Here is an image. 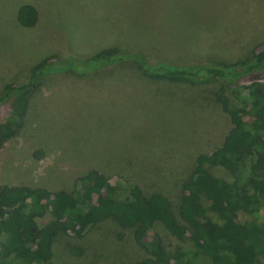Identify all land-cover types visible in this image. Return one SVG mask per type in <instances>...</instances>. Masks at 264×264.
Returning <instances> with one entry per match:
<instances>
[{
	"label": "rangeland",
	"instance_id": "obj_1",
	"mask_svg": "<svg viewBox=\"0 0 264 264\" xmlns=\"http://www.w3.org/2000/svg\"><path fill=\"white\" fill-rule=\"evenodd\" d=\"M27 3L39 13L32 26L18 19ZM104 50L139 52L152 63L256 62V71L239 84L264 81V0H0V94L28 82L48 57L88 59ZM221 85L228 82L154 79L132 57L85 74H49L34 89L23 119L11 103L1 106V122L23 125L0 147V186L9 184L15 193L28 188L31 199L42 200L60 189L74 193L77 178L97 169L116 200L159 193L178 203L197 156L221 146L232 127L216 100ZM227 92L235 106L234 89ZM211 171L234 180L224 167ZM202 203V218L220 222L205 196ZM252 219L264 222V215H238L242 222ZM133 232L108 218L83 235L63 233L53 261L141 264L150 254ZM140 232L146 239L159 232L173 261L209 264L192 236L179 239L162 224ZM0 264L31 262L0 251ZM257 264H264V255Z\"/></svg>",
	"mask_w": 264,
	"mask_h": 264
},
{
	"label": "trees",
	"instance_id": "obj_2",
	"mask_svg": "<svg viewBox=\"0 0 264 264\" xmlns=\"http://www.w3.org/2000/svg\"><path fill=\"white\" fill-rule=\"evenodd\" d=\"M38 18L34 5L27 3L19 7L18 19L22 25L32 26ZM128 57L138 61L145 75L158 80L193 84L201 79L226 80L234 89L237 104L232 105L227 85H221L215 92L216 100L232 123L222 145L197 156L196 168L184 182V196L178 203L159 193L141 194L130 201L116 200L110 195L113 186L108 177L97 169L77 178L74 193L60 189L42 200L31 199L28 188L17 191L16 195V188L3 184L0 186L1 254L27 259L31 264H55L54 246L60 235L70 232L83 235L93 225L113 218L122 229L134 230L135 241L150 254L141 264H201L190 257L173 261L159 232L150 235V239L145 238L146 232H140L142 228L155 229L161 224L179 239L192 236L202 245V256L209 264H257L258 257L264 255V222L238 220L240 212L264 215V81L239 84L242 76L256 71V62L152 63L139 52L117 50H104L88 59L48 57L32 69L28 82L9 85L0 94V112L3 104L11 103L23 119L34 89L49 74H85ZM22 122L14 125L0 121V147L9 137L20 133ZM216 166L227 169L234 180L214 174L211 167ZM204 196L220 222L202 218ZM47 216L49 221L40 224L38 219ZM118 236L123 237V233Z\"/></svg>",
	"mask_w": 264,
	"mask_h": 264
}]
</instances>
